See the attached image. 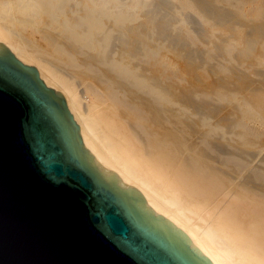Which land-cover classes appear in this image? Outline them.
<instances>
[{"label": "bare ground", "instance_id": "bare-ground-1", "mask_svg": "<svg viewBox=\"0 0 264 264\" xmlns=\"http://www.w3.org/2000/svg\"><path fill=\"white\" fill-rule=\"evenodd\" d=\"M119 187L212 264H264V0H0Z\"/></svg>", "mask_w": 264, "mask_h": 264}, {"label": "water", "instance_id": "water-1", "mask_svg": "<svg viewBox=\"0 0 264 264\" xmlns=\"http://www.w3.org/2000/svg\"><path fill=\"white\" fill-rule=\"evenodd\" d=\"M82 147L59 87L0 43V264H212Z\"/></svg>", "mask_w": 264, "mask_h": 264}]
</instances>
